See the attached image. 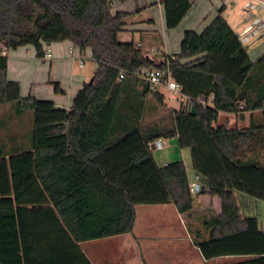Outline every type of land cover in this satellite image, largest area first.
Instances as JSON below:
<instances>
[{
	"label": "trees",
	"instance_id": "16d2710c",
	"mask_svg": "<svg viewBox=\"0 0 264 264\" xmlns=\"http://www.w3.org/2000/svg\"><path fill=\"white\" fill-rule=\"evenodd\" d=\"M162 5L173 30L192 1ZM224 10L202 32L186 31L179 52L154 57L146 44L120 39L133 13L113 12V0H0V42L10 49L33 45L43 58L48 46L68 40L81 52L91 49L97 63L94 82L63 108L22 96L7 76L8 56H0V264H92L81 243L133 233L141 204L173 203L188 218L203 192L191 193L182 160L160 166L151 148L173 137L190 149L205 193L222 202L202 229L190 223L203 257L250 256L234 264H264V229L242 215L224 163L264 174V162L242 154L261 130L216 125L220 112L264 113V56L251 60ZM142 67L165 71L186 98L151 123L144 117L166 110L167 96L136 75ZM210 92L212 105L197 102Z\"/></svg>",
	"mask_w": 264,
	"mask_h": 264
},
{
	"label": "crops",
	"instance_id": "0c3cea01",
	"mask_svg": "<svg viewBox=\"0 0 264 264\" xmlns=\"http://www.w3.org/2000/svg\"><path fill=\"white\" fill-rule=\"evenodd\" d=\"M191 1L192 8L182 23L168 32L162 0H113V12L133 13L126 18L128 25L124 31L132 37L122 41L134 39L142 45L148 40L155 43L162 38H159L158 33L163 29L165 32L162 43L167 48L171 41L176 44V49L165 54L179 52L185 32H202L216 17L218 8L224 5L223 16L238 34L251 60L255 62L264 56V0ZM72 45L68 40L53 43L52 56L48 58L38 57L33 45L12 49L8 55L7 76L20 83L22 96L50 100L59 107L70 108L84 84L94 77L97 68L91 49L81 52L76 48L71 54ZM151 49L155 55L161 53L159 48L154 49L152 45ZM80 58L84 60L83 66L80 65ZM223 124H227L230 129L254 127L257 131L261 130L260 139L249 143V147H242V154L264 162L263 109L238 113L220 112L216 125ZM174 151L177 152V149L174 148ZM167 163L170 162L167 161L164 165ZM224 163L233 179L242 215L251 216L244 213L243 208H258L264 202V174L256 168H238L226 157ZM186 169L190 182H198L202 186V192L203 188L206 190L204 180L196 175L193 167L191 174L188 167ZM194 208H201L206 215L219 214L222 202L218 196L204 191ZM190 228L192 226L187 216L180 213L173 203L141 204L137 206V221L133 233L123 234L125 237L117 235L90 240L81 245L92 264H113L108 258L112 252L120 257L119 264H234L250 258L228 255L206 260L194 244Z\"/></svg>",
	"mask_w": 264,
	"mask_h": 264
},
{
	"label": "rangeland",
	"instance_id": "374dc122",
	"mask_svg": "<svg viewBox=\"0 0 264 264\" xmlns=\"http://www.w3.org/2000/svg\"><path fill=\"white\" fill-rule=\"evenodd\" d=\"M168 30V29H167ZM164 30H160L158 34L159 38L164 37ZM168 32H172L171 30H168ZM132 35H130L128 32H124L120 34L121 40H126V39H131ZM162 38L157 40L155 43L146 42L145 46V51L149 52L152 56L156 57L155 52H152L151 45L154 49L159 48V51L162 53L166 52H171L174 49H176V44L171 41V45L169 48H167V45H164L162 43ZM136 39V37H135ZM170 40V39H169ZM148 47V48H147ZM179 47V46H177ZM12 49H10V54H11ZM156 51V50H155ZM158 55V53H157ZM180 103L179 102H171L167 99V109L166 110H159L158 112H148L146 116L144 117V123H151L154 121H158L159 118L165 114L167 111L172 110L173 108L179 107ZM24 123L26 127L28 128L29 124V118L25 117L24 118ZM174 148L177 149V152L174 151ZM182 150V151H181ZM182 152V153H181ZM153 154H154V159L158 165H164L167 161L169 162H175L182 160L185 164L186 167H188V170L190 174L192 173V161H191V152L190 149H181L178 144V140L176 137L166 139L165 140V147L163 149H153ZM145 206V205H144ZM149 208V207H148ZM244 213L247 215H251L248 217H256L258 218L261 227L264 229V202L259 205L258 208H243ZM255 210V211H252ZM207 213L205 211H201V208H195L193 213L188 217V221L198 229H202L203 227V221L205 219H208L212 217L213 215H206ZM153 219V216L151 220ZM208 235V233H205ZM126 236V235H125ZM124 235L122 237H125ZM109 253V246L106 247ZM115 248V247H114ZM111 250V249H110ZM109 255V254H108ZM113 264H119L120 257L116 255L115 253L112 252L110 254V257ZM170 260H172L170 258ZM121 261V260H120Z\"/></svg>",
	"mask_w": 264,
	"mask_h": 264
},
{
	"label": "built area",
	"instance_id": "2783aa9c",
	"mask_svg": "<svg viewBox=\"0 0 264 264\" xmlns=\"http://www.w3.org/2000/svg\"><path fill=\"white\" fill-rule=\"evenodd\" d=\"M76 47L72 45L70 47V53L73 54L75 52ZM10 54V48L0 42V56H8ZM52 56V48L51 45L48 46L45 50L44 57L48 58ZM84 60L80 58V65L83 66ZM165 71L156 68L142 67L140 68L136 75L142 79L143 81L149 84L151 92H164L167 96V99L171 102H179L185 101V96L182 92V86L171 78L169 74L165 76ZM120 79L124 77V73H120ZM215 99L214 93H204L201 94L197 98V102L202 105H212ZM187 102V101H186ZM164 138H158L151 146L154 145L155 149H163L165 146ZM190 191L192 194L197 195L202 192V186L198 182L190 183Z\"/></svg>",
	"mask_w": 264,
	"mask_h": 264
},
{
	"label": "water",
	"instance_id": "95a60500",
	"mask_svg": "<svg viewBox=\"0 0 264 264\" xmlns=\"http://www.w3.org/2000/svg\"><path fill=\"white\" fill-rule=\"evenodd\" d=\"M94 82V77L91 78V80L88 82L90 84H92ZM186 107L187 109H190L192 113H195V109L193 106H191V104L189 103V101L186 102ZM153 149H155L154 145L152 146ZM205 191V188H203V192Z\"/></svg>",
	"mask_w": 264,
	"mask_h": 264
}]
</instances>
